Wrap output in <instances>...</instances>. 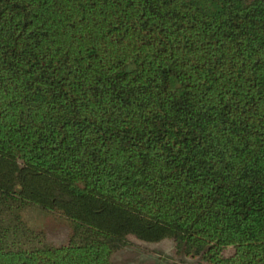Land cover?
I'll return each mask as SVG.
<instances>
[{
    "label": "trees",
    "instance_id": "16d2710c",
    "mask_svg": "<svg viewBox=\"0 0 264 264\" xmlns=\"http://www.w3.org/2000/svg\"><path fill=\"white\" fill-rule=\"evenodd\" d=\"M164 239L264 264V0H0V264Z\"/></svg>",
    "mask_w": 264,
    "mask_h": 264
},
{
    "label": "rangeland",
    "instance_id": "374dc122",
    "mask_svg": "<svg viewBox=\"0 0 264 264\" xmlns=\"http://www.w3.org/2000/svg\"><path fill=\"white\" fill-rule=\"evenodd\" d=\"M28 225L42 230L49 243L63 244L67 241L69 227L61 217L41 211L34 207L23 210ZM134 245L118 251L114 257L115 264H187L190 260L180 257L173 248V241L164 239L159 242H142L134 240Z\"/></svg>",
    "mask_w": 264,
    "mask_h": 264
}]
</instances>
